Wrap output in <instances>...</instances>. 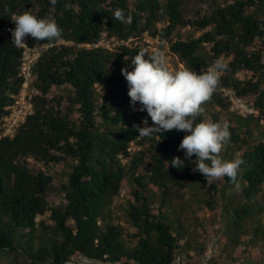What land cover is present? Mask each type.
I'll use <instances>...</instances> for the list:
<instances>
[{"label":"trees","instance_id":"1","mask_svg":"<svg viewBox=\"0 0 264 264\" xmlns=\"http://www.w3.org/2000/svg\"><path fill=\"white\" fill-rule=\"evenodd\" d=\"M261 5L264 0H231L217 4L211 14L198 10L190 17L181 0H57L54 9L49 0H0V132L23 82V49L11 44V14L32 10L37 17L55 21L63 32L59 43L25 38L32 47H50L33 66L31 85L38 90L34 114L14 137L0 140V253L21 254L31 264H66L76 262V256L103 264H177L178 235L163 212L169 185L189 180L207 185V180L188 161L183 169L170 167L173 158H184L177 149L187 133L171 130L138 140L135 129L142 127L147 113L136 109L139 102L130 104L121 70L131 71L129 64L143 49L145 36L161 48L181 26H191L199 34L171 44V52L186 67L199 72L217 59L225 61L218 85L195 122L207 121L205 112L212 107L229 115L214 121L230 126L231 140L223 152L231 150L244 161L236 181L243 183L244 197L263 198L264 140L252 142L251 129H243L245 123L259 124L264 117V19L257 10ZM117 8L132 15V24L113 18ZM105 37L134 39L138 44L118 45L113 51L95 48ZM205 46L210 54L202 53ZM145 51L147 56L155 52ZM63 86L72 94L51 96L54 87ZM225 88L257 108L260 116L232 112ZM102 90L107 97L100 104ZM67 104L76 107V119ZM132 143L141 150H129ZM64 156L76 164L65 187L66 205L54 207L49 200L54 178L46 171L33 172L29 160L49 167L63 162ZM149 160L151 167L146 165ZM128 179L135 184L129 217L137 241L132 247L123 240L121 226L105 220L108 204L121 195ZM225 181L236 184L228 177ZM152 185L162 190L161 196L149 195ZM249 210L246 205L236 210L235 224ZM48 212L57 226L56 236L37 245L38 217Z\"/></svg>","mask_w":264,"mask_h":264},{"label":"rangeland","instance_id":"2","mask_svg":"<svg viewBox=\"0 0 264 264\" xmlns=\"http://www.w3.org/2000/svg\"><path fill=\"white\" fill-rule=\"evenodd\" d=\"M181 1L185 12H188L191 17L196 16L198 10H204L211 14L217 4H224L231 0ZM257 10L259 16L264 19V5L259 6ZM198 35L193 27L181 26L174 32L172 38L166 41V47L163 50L169 70L175 71L186 67L181 58L171 52V44L180 39L189 40ZM144 39L151 40V46L156 47L157 50L160 49L155 39L147 36ZM209 52L208 46L202 49V53L210 54ZM221 63L224 64L225 61H221ZM71 94V88L68 86L54 87L51 92V96L67 97ZM106 97L107 94L102 90L99 103L101 104ZM67 105L72 109L69 112L71 118L76 119V107L71 104ZM210 111L205 112L207 121H217L216 116L225 120L229 116L221 114L220 110L215 107H212ZM66 112L68 111L66 110ZM231 116L236 119L233 115ZM243 129H251L253 132L250 135L252 142L264 140V123L258 124L256 121L245 123ZM220 155L226 160L238 158V155H234L231 150L229 153L222 151ZM63 158L64 160L60 164H53L49 167L29 160V167L33 172L46 171L54 178L53 187L49 193V200L54 207L66 205L65 187L68 185L69 175L76 164L68 156ZM146 165L147 167L152 166L150 160ZM225 178L226 176L213 179L209 183L207 181V185L192 180L173 182L169 185L168 205L163 212L172 224L173 232L178 235L181 260L177 264H264V197L249 200L243 195V183L228 185ZM210 185H215L216 190H213ZM133 189H135V184L132 179H128L121 195L108 204L105 212L107 222L121 226L122 238L129 247L134 246L137 241L134 238L137 230L132 226L129 217L130 202L133 199L130 191ZM161 194L162 190L153 185L149 189L150 196H161ZM209 203H211V207ZM244 205L250 207L249 213L242 216L239 224H235V220L238 219V216L235 215L236 210H240ZM157 207L155 205V208ZM105 220H100V224L104 225ZM38 222L37 245L39 241H53L57 226L51 219V213L39 216ZM81 260V257L76 256L74 263ZM0 264H31V261L21 254L0 253ZM39 264L51 263L46 261Z\"/></svg>","mask_w":264,"mask_h":264},{"label":"clouds","instance_id":"3","mask_svg":"<svg viewBox=\"0 0 264 264\" xmlns=\"http://www.w3.org/2000/svg\"><path fill=\"white\" fill-rule=\"evenodd\" d=\"M49 3L54 9L57 0H49ZM113 18L122 24L133 22L132 15H126L119 8ZM10 20L15 25L10 30L11 44L17 48L26 45L25 38L29 35L37 41L49 43H59L63 38L62 29L55 21L37 17L32 10L12 13ZM161 44L162 47L151 56L140 49L129 64L131 71L127 68L121 70L127 81L130 104L135 107L139 102V110L146 111L154 125L147 126L148 120L145 119V126H136V132L141 137L171 130L187 133L177 149L184 152V158H173L170 167L183 169L185 161H188L194 164L193 171L201 173L208 183L225 176L236 183L243 159L226 160L220 155L231 140L229 124L204 120L195 122V117L203 111V102L218 85L223 70L221 61L217 59L206 70L199 72L188 67L172 71L167 67L163 50L166 42ZM193 156L196 157L194 161Z\"/></svg>","mask_w":264,"mask_h":264},{"label":"built area","instance_id":"4","mask_svg":"<svg viewBox=\"0 0 264 264\" xmlns=\"http://www.w3.org/2000/svg\"><path fill=\"white\" fill-rule=\"evenodd\" d=\"M8 33V31H6ZM0 34H3V32L0 31ZM35 38H29V40H34ZM157 41V40H156ZM158 42V41H157ZM26 45L22 47L23 49V56H22V66H21V76L23 79L20 91L18 95L15 97L14 103L9 107V113L4 117L3 121V130L0 132V140L3 137H14L15 133L17 132V129L19 126L24 123L29 116L34 114V105H33V98L34 95L38 93L37 87H33L31 84L34 80L33 76V66L35 62L40 58L42 53L49 48L50 46H30L27 41L25 40ZM138 42L134 39H129L128 41H119L115 38H108L105 37L102 39L99 43L95 44V48H103L109 51H113L118 45H137ZM152 41L149 39H146L143 44H141V47L144 50H150V51H156V47L151 46ZM242 76V75H241ZM224 94L228 97L229 103H230V109L232 112L241 114L242 116L248 117V116H255L259 117L260 112L257 108L250 105L246 100L239 97L237 93L230 89L225 88L223 89ZM141 106L139 105L136 109L140 111L139 109ZM261 122L264 123V117H261ZM145 119L148 120L149 127H153L151 119L146 116ZM145 125L143 124L142 127ZM145 136L141 137L138 136V140H142ZM141 150L140 146H135L134 143L131 144V147L129 150L135 149ZM181 260V257H178L177 263H179Z\"/></svg>","mask_w":264,"mask_h":264},{"label":"water","instance_id":"5","mask_svg":"<svg viewBox=\"0 0 264 264\" xmlns=\"http://www.w3.org/2000/svg\"><path fill=\"white\" fill-rule=\"evenodd\" d=\"M86 262H89V263H92V264H99L97 262H93V261H90V260H87V259H82L80 262L78 263H74V262H69V263H66V264H82V263H86Z\"/></svg>","mask_w":264,"mask_h":264},{"label":"bare ground","instance_id":"6","mask_svg":"<svg viewBox=\"0 0 264 264\" xmlns=\"http://www.w3.org/2000/svg\"><path fill=\"white\" fill-rule=\"evenodd\" d=\"M88 264H90V263H88Z\"/></svg>","mask_w":264,"mask_h":264}]
</instances>
